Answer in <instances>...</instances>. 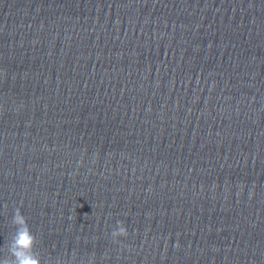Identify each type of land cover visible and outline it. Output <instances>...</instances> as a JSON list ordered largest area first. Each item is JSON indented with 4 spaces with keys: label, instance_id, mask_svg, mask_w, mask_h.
<instances>
[{
    "label": "water",
    "instance_id": "1",
    "mask_svg": "<svg viewBox=\"0 0 264 264\" xmlns=\"http://www.w3.org/2000/svg\"><path fill=\"white\" fill-rule=\"evenodd\" d=\"M16 208L42 264H264V0H0V259Z\"/></svg>",
    "mask_w": 264,
    "mask_h": 264
},
{
    "label": "clouds",
    "instance_id": "2",
    "mask_svg": "<svg viewBox=\"0 0 264 264\" xmlns=\"http://www.w3.org/2000/svg\"><path fill=\"white\" fill-rule=\"evenodd\" d=\"M12 224L15 231L5 246L8 255L0 259V264H42L41 257L35 250L37 239L20 208L15 209ZM128 235L127 228L120 221L117 222V227L111 232L114 242H118L119 237H127Z\"/></svg>",
    "mask_w": 264,
    "mask_h": 264
}]
</instances>
